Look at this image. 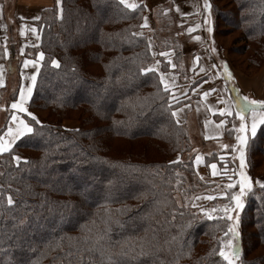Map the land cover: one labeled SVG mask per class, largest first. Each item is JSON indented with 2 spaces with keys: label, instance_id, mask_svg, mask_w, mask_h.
I'll return each mask as SVG.
<instances>
[{
  "label": "trees",
  "instance_id": "16d2710c",
  "mask_svg": "<svg viewBox=\"0 0 264 264\" xmlns=\"http://www.w3.org/2000/svg\"><path fill=\"white\" fill-rule=\"evenodd\" d=\"M248 1L230 0L243 54L249 49V65L257 70L264 64V0ZM211 5L209 51L232 74L229 79L224 72V81L235 113L234 101L245 95L234 64L215 41L219 25L231 26L230 12ZM144 13L143 6L128 9L120 0H61L33 21L41 42L25 56L44 53L29 101L36 119L23 114L33 132L0 153V264H227L219 250L228 240L239 249L237 264H264V256H253L264 247V187L254 186L255 171L264 165V124L253 138L243 134V169L235 152L238 171L252 184L241 197L243 207L231 220L225 207L194 209L190 196L203 183L193 160L183 157L189 151L187 130L172 115L184 100L164 91L157 72L141 71L155 61L141 33ZM14 38L11 29L8 58L0 48V60L15 58L18 66L7 74L1 100L4 92L18 99L24 55ZM163 42L177 58L182 55L179 43ZM68 119L79 127L66 129ZM239 124L235 115L229 133L241 135ZM15 155L27 163L17 165ZM239 180L233 187L226 183L229 194L222 200L233 209Z\"/></svg>",
  "mask_w": 264,
  "mask_h": 264
},
{
  "label": "crops",
  "instance_id": "0c3cea01",
  "mask_svg": "<svg viewBox=\"0 0 264 264\" xmlns=\"http://www.w3.org/2000/svg\"><path fill=\"white\" fill-rule=\"evenodd\" d=\"M130 2H135L138 6L143 5L145 7L147 27L152 25L154 27L155 12L164 9L167 15L169 13L171 17L176 20L177 28L182 30L177 32V37L179 41H181L179 43L181 44L180 46L184 57H186L189 62L191 61V79L200 80V82L195 89L189 90V87L179 85L178 76L175 74L173 78L170 76L171 84L174 85L171 89L177 90L174 91L175 93L172 92V96L176 100H184V103L176 112V117L179 122L187 126H192L195 131V139L199 140L197 145H203V148L200 147L202 150L200 149L201 151L197 153V156H200L201 160L197 162L195 158V166L203 179L211 181L219 174V168L217 166L215 169L216 175H213V170L205 163V152L211 153L213 150L210 149V146L213 145L214 142L219 143L224 140L229 122L228 116H230H222L216 109L229 108L233 112L234 107L227 94L223 82V74L219 75L211 62L210 45L206 36L208 31L205 30L206 23L205 20L203 21L201 11V7H203L202 1L130 0ZM55 4H57L56 0H2L0 3V48H5V51H9V37L11 35V29H13L14 39H17L19 44V54L21 56L24 55L20 66V89L31 87L33 93L35 84H32L31 77L35 75L37 78L41 66L39 55L36 59L25 56L27 48L38 46L41 42V36L37 26L33 23V21L37 20L34 19V17H40L44 10L52 8ZM177 8L179 11H177ZM197 24L200 25L199 28L196 27ZM33 27L37 29L35 33L32 32ZM189 29L192 30L189 31ZM205 31L207 33H205ZM196 37H200V39H196ZM171 53L170 51L168 55H171ZM8 57L9 55L7 58ZM197 57L199 58L198 60L196 59ZM11 59H8L9 62H7V64L0 62V65L4 67V83L0 86V90L6 84L7 74L12 73L11 69L14 68L13 65H10L13 62ZM26 59L33 60L36 63L29 64L25 67L24 61ZM14 62H16V59H14ZM234 74L236 81L241 85L244 91L243 93L247 95L249 99L264 100V66L252 77L241 76L237 71H234ZM166 80H169V78ZM198 92L201 98L196 104L193 105L195 101L193 103H187V101H185L189 93L195 94ZM204 92H208L209 95L205 97L203 95ZM31 96L24 106H27ZM17 100H19V94ZM14 111L16 112L15 109ZM256 111L264 112V106L257 105ZM221 120L225 121L223 125L220 124ZM251 123L252 114L249 112L247 131L250 135H252ZM259 126L260 124H258L256 128V132Z\"/></svg>",
  "mask_w": 264,
  "mask_h": 264
},
{
  "label": "rangeland",
  "instance_id": "374dc122",
  "mask_svg": "<svg viewBox=\"0 0 264 264\" xmlns=\"http://www.w3.org/2000/svg\"><path fill=\"white\" fill-rule=\"evenodd\" d=\"M202 1V15H203V21L206 19H212L215 16V13L213 10L211 9H206L204 7V3L205 0H201ZM248 1V0H247ZM208 3L211 5V3H213L218 9H223L225 11H228L230 13H228L231 17V26L229 27H224L222 25H219L218 29L221 32V34L217 35L215 38V41L218 45V48L221 49V53L222 56L230 61L232 64H234V71H237V73H239L241 76H247V77H252L254 75H256L260 69L264 66V64L259 67V69L255 70L254 68H252L251 65H249V55H250V51L248 49V52L243 54V46H245V43L242 41L241 35L242 32L239 31L237 25L238 22V18L234 19L233 18V10L236 8L235 4H232L230 2V0H208ZM216 3V4H215ZM249 3V1H248ZM139 6H143V5H139ZM138 6V7H139ZM212 6V5H211ZM144 7V6H143ZM145 10V7H144ZM231 10V11H230ZM235 11V10H234ZM145 14L144 13V18H143V24H144V19H145ZM213 21V20H212ZM207 24V23H206ZM205 24V30L208 29V27H210V24H207L206 26ZM262 25H264V20L261 22ZM152 26H146L143 27V29L141 30L142 34H145L147 36V38L149 39V42L151 44V50L155 56V61L151 64V66L149 68H153L155 69L154 71L157 72V74L160 75L163 74L165 79L169 78L168 81L171 82V77L173 78V76H178V80H179V85L181 86H185V87H189V90L195 89L198 85V83L200 82V80H192L191 79V68H190V64L191 61L189 62V60L184 57L183 52L182 55H180L177 58L176 52L170 48H167L166 44L168 45L169 43H165L163 42L164 40H168L171 41V43L174 44V42L177 44L181 41H179L178 37H177V32L180 31L181 29L177 28V24H176V20L173 19L171 17V15L163 10H159L156 11L154 14V27ZM13 30V29H12ZM182 31V30H181ZM208 31V30H207ZM205 33H207L205 31ZM212 32H208L206 34L207 39L209 40L210 36H212ZM213 37V36H212ZM160 40V41H159ZM170 43V44H171ZM179 45H181L179 43ZM169 47H172V45H168ZM181 48V46H180ZM217 48V50L215 49V55L220 59V51ZM3 51H5V48H3ZM172 52L171 55H168L167 57L164 56H160L159 53L161 52ZM218 51V52H217ZM4 55H9V51H5ZM15 58H12L11 60H13L12 64H10L11 66L13 65L14 68L11 69L12 73H16L17 72V61L14 62ZM211 62L213 64V67L215 69V71L217 73H219V75L223 74V82L226 88V83L224 81L225 79V74L223 69L220 68V66L218 65L217 62L213 61V59L211 58ZM156 61H160L159 64L156 63ZM0 62H2V60H0ZM9 62V61H8ZM174 63L176 65L175 68L171 67V64ZM162 64H164L165 66H167L168 70H163ZM175 74V75H174ZM171 76V77H170ZM235 76V74H234ZM15 75L12 77V80H14ZM236 79V78H235ZM7 80V78H6ZM161 82V81H160ZM238 83V82H237ZM240 86V89L242 92H244L242 90V87L240 84H238ZM21 86V83H20ZM170 94L172 95V92L175 93L174 89H170ZM227 91V88H226ZM5 93V97H2V100L0 99V131L2 130V133L0 136H4L5 139H7V129L9 126L15 127L16 122L11 120V115L14 111V109H12L10 107L11 103H13V100H9L8 99V94L6 92ZM12 93V92H11ZM228 96L230 97L231 101L232 98L230 96V93H228ZM244 94V93H243ZM245 95V94H244ZM179 96V95H178ZM188 98L187 103H193L196 104L197 101L201 98L198 93L195 94H188L187 95ZM247 96V95H245ZM180 97V96H179ZM182 97V96H181ZM248 97V96H247ZM233 104V101H232ZM4 105L6 107H4ZM182 106V105H181ZM29 111V102L27 104V106H25ZM234 107V105H233ZM6 108V110H5ZM180 109V107H178L175 112H177ZM23 114H27L26 112H19L16 110V115L20 118L23 119L27 122V120L25 119V117L23 116ZM229 117V122L226 128V134L224 137V140L222 142L216 143L214 142L213 145H211L210 149H212L213 151H211V153L209 152H205V163L207 165H210L211 163H216V165L219 168V174L213 178V180L211 181H206L205 179L201 178V176L199 175V172L195 166V158L197 157V153L198 151H201L203 148V145H197V142H199V140L195 139V131L192 128V126L190 125H185L181 122H179L180 124L184 125L188 136H189V143H188V152L186 153L184 157V159H192L193 160V165H194V170H195V174L197 176V178L203 183V187L201 189H199V191L196 193H194L193 195L190 196V201L192 202V207L196 210H198V212H201V210H205L204 208L209 207V206H213L214 207H228V203L229 202H225L222 201L224 199H226V197L229 194L228 189L226 188L227 184L226 183H235L238 182V179L240 178V172L242 170L238 171V168L236 166V160H235V152L239 153L240 149H241V145H239V142L237 141L236 137L237 135H233V133H229L230 130V125L232 122V119H235V113L233 110V114L228 116ZM248 117H249V113H247V125H248ZM175 118L177 119V117L175 116ZM28 123V122H27ZM263 124H260L257 132L255 133V135H250L248 133V136L250 138H253L257 135V133L259 132V129L261 128ZM63 126L68 129V130H74L77 129L79 127V122L75 119H71V120H65L63 122ZM248 129V128H247ZM248 132V131H247ZM28 134V133H26ZM25 134V135H26ZM21 138V137H20ZM17 141V140H16ZM15 141V142H16ZM225 145H227V147H225ZM201 147V148H200ZM201 149V150H200ZM255 181H254V186L256 187H264V165L261 166V168H259V170L257 169L255 171ZM229 177H231V180L229 179ZM237 177H239L237 179ZM221 193H226L225 195H221ZM214 197V199H207V197ZM178 201L183 202L181 195H177ZM189 200V199H188ZM200 210V211H199ZM235 219L237 220V215L235 214ZM236 220L234 223H236ZM253 256H257V257H263L264 256V247H260L258 249H256L253 253ZM235 264H237V261H235Z\"/></svg>",
  "mask_w": 264,
  "mask_h": 264
},
{
  "label": "snow or ice",
  "instance_id": "6c2138e0",
  "mask_svg": "<svg viewBox=\"0 0 264 264\" xmlns=\"http://www.w3.org/2000/svg\"><path fill=\"white\" fill-rule=\"evenodd\" d=\"M56 2H57V6L61 5V0H56ZM120 3L128 9L134 10L138 7V5L135 2H130V0H120ZM204 7L206 9L211 8V5L208 3V0H205ZM177 11H179L178 8H177ZM62 12H63L62 7H59V13L58 14L61 15V17H62ZM34 19L39 20L40 17L37 16V17H34ZM205 23L210 24L211 23L210 19H206ZM146 26H147V18L144 19V24L141 25V27H146ZM196 27L199 28L200 25L197 24ZM191 30L192 29H189V31H191ZM207 30H208V32H211L212 28L208 27ZM36 31H37V29L35 27H33L32 32L35 33ZM134 35H138V34L134 33ZM196 39H200V37H196ZM213 51H215V49H213ZM159 55L167 57L168 53L167 52H161V53H159ZM39 57H40V59H43L44 53L40 52ZM196 59L198 60L199 58L197 57ZM35 63L36 62L33 60H27L26 59L24 61V66L27 67L29 64H35ZM52 63L54 65L58 66V61L53 60ZM156 63L159 64L160 61H156ZM171 67L175 68L176 65L174 63H172ZM154 70L155 69L148 68V67L141 69V71H143L145 73L150 72V71H154ZM223 70H224V72H226L228 74V78L231 79L232 74H231V72L228 71L227 66H225ZM37 71H38V69H37ZM3 73H4V67H3V65H0V86H2L4 83ZM31 80H32V84L34 85L36 82V76L33 75L31 77ZM160 81H161V84L163 85L164 91H166V92L174 87V85H172L170 81L165 79L163 74L160 75ZM31 94H32V88L31 87H28L27 89L21 88L20 92H19V100L11 103L10 107L12 109L19 111V112H26L28 114V116L33 117V119L35 120L36 118L33 116V114L31 112H28V109L24 106L26 101L28 100V98L31 96ZM203 95L205 97H207L209 95V93L204 92ZM172 98L174 99V97H172ZM234 103L237 105L236 110H235V115L238 116L239 120H240L239 128L237 129V131L239 133H241V135H238L236 139L239 142V144L241 145L240 167H241V169H243V167L245 165V155H244V151H243V146L246 144V136L243 134L246 133L247 128H248V125L245 123L246 114L249 112H251V114H252L251 133H252V135H255L256 128H257L258 124H264V112H257L256 106L257 105L264 106V100L249 99V97L244 96V97H242L241 100L234 101ZM216 111H218L220 113V115H222V116L233 114L232 110H230L229 108H220V109H216ZM172 115L176 116L177 113L172 112ZM11 120L16 122V124H15V127H12V126L8 127L7 134H6L7 139H5L4 136H0V153L8 152L10 149H12V146L16 140L20 139V137L24 136L26 133H32L33 132L32 126L29 123H27L25 120L20 119L16 115V112L12 113ZM36 122L39 123L38 120ZM177 123H179V120H177ZM224 123H225V121H223V120L220 121L221 125H223ZM225 147H227V145H225ZM22 159L24 160L25 163H27L26 158H22L19 155L13 156V160L17 163V165L20 164ZM177 160H179V157H177ZM200 160H201V157L197 156L196 161L199 162ZM209 166L213 170L212 174L216 175V172H215V169L217 168L216 163H211ZM229 179L231 180V177H229ZM239 185H240L239 192L233 193L231 195V200H233L235 202V208L233 209L230 207H225L223 209L225 216H227V218L229 220L232 219L231 213L233 211L241 209L243 207V202L241 200V197L244 196L245 189H250L252 187L250 178L248 176H246L243 171L240 172ZM233 186L234 185H232V184L228 185V187H233ZM225 194L226 193H221V195H225ZM6 199H7L8 205H12L14 203L11 195H7ZM207 199H214V197L209 196V197H207ZM212 211H215V209H213ZM211 218L212 217L209 216V219H211ZM229 232L232 234L233 238H235L238 235V232L236 231L235 226L229 228ZM226 235H227V233H226ZM219 255L225 261H227V264H235V258L238 257V255H239V249L233 243V240H228L226 246H222L220 248Z\"/></svg>",
  "mask_w": 264,
  "mask_h": 264
}]
</instances>
